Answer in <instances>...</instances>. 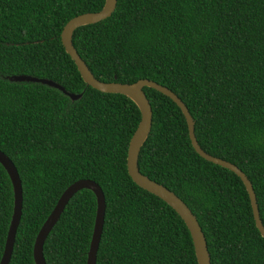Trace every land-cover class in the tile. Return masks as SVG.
Instances as JSON below:
<instances>
[{
	"label": "trees",
	"instance_id": "16d2710c",
	"mask_svg": "<svg viewBox=\"0 0 264 264\" xmlns=\"http://www.w3.org/2000/svg\"><path fill=\"white\" fill-rule=\"evenodd\" d=\"M105 0H0V149L18 168L24 213L10 264H37V237L68 186L100 184L107 215L97 264H200L183 216L128 172L141 110L128 95L82 78L61 33ZM73 42L102 81L157 80L176 91L208 152L237 164L254 183L264 221V0H118ZM33 75L57 88L9 80ZM153 126L140 169L177 191L198 215L213 264H264V237L235 171L194 148L181 107L145 86ZM14 188L0 163V262L14 215ZM98 197L78 191L45 244L48 264H88Z\"/></svg>",
	"mask_w": 264,
	"mask_h": 264
},
{
	"label": "water",
	"instance_id": "95a60500",
	"mask_svg": "<svg viewBox=\"0 0 264 264\" xmlns=\"http://www.w3.org/2000/svg\"><path fill=\"white\" fill-rule=\"evenodd\" d=\"M117 3L118 0H105L102 9L98 11L85 12L70 19L65 24L62 30V43L65 47L66 52L75 61L82 78L88 85L105 93L119 92L126 94L137 103L141 110V119L129 143L127 155L128 172L137 184L164 198L183 216V218L186 220L187 224L191 229L200 264H213V258L207 234L198 215L195 213L190 204L177 191H175L171 187H168L166 184L153 179L140 169V151L142 149V146L146 142L153 126V107L144 87L151 86L160 90L161 92L170 96L181 107L187 119L191 142L200 155L210 161L230 168L231 170L235 171V173L241 179H243L252 200L257 227L261 232L262 236L264 237V221L262 218L259 200L254 183L251 178H249L248 175L239 166H237L235 162L223 158L221 156L212 154L202 147L196 135L195 119L193 114L191 113L188 105L182 99V97L172 88L157 80L150 79L147 77L139 78L138 80L133 82H123L117 80L102 81L94 75L86 61L83 59V57L80 55L79 51L75 47L73 42V35L76 29H78L79 27L100 22L110 16L116 9ZM9 80L16 82L27 81L33 83H42L59 89L64 94L68 95L72 100H78L83 96V93H72L68 91L62 84L48 78L20 74L9 76ZM0 163L7 170L14 188V215L8 234L5 253L0 262V264H10L13 259L18 231L24 213L23 184L15 163L1 149ZM82 189H90L98 197L97 219L91 243V249L89 252L88 264L98 263V256L106 223L107 198L99 183L92 179H79L72 183L70 186H68L66 190L62 193L59 198L60 200L58 204L56 205L55 209L43 225L37 237L35 244V260L37 264H48L45 255V244L47 242V239L49 238L51 232L60 221L64 211L66 210L73 196Z\"/></svg>",
	"mask_w": 264,
	"mask_h": 264
}]
</instances>
